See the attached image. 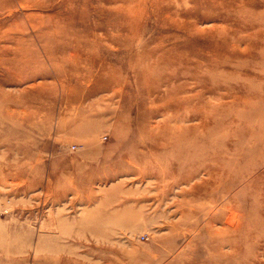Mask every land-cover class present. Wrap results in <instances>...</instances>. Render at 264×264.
Segmentation results:
<instances>
[{
    "label": "rangeland",
    "instance_id": "1",
    "mask_svg": "<svg viewBox=\"0 0 264 264\" xmlns=\"http://www.w3.org/2000/svg\"><path fill=\"white\" fill-rule=\"evenodd\" d=\"M92 1L75 6L74 17L94 22L100 12ZM101 1L103 26L117 28L113 0ZM119 3L134 11L130 21L120 16L131 29L126 43L70 48L65 58L57 49V59L40 46L42 60H13L0 264H264V138L254 127L264 124V0ZM43 10L38 0H0V29L18 21L35 35L29 18ZM182 103L186 123L222 129V143L215 141L223 162L237 151V164L218 180L227 189L205 208L220 211L217 234L206 233L205 219L194 225L196 217L181 215L185 195L195 196L189 187L205 176L202 166L185 171L171 146L178 141L167 135L154 149L145 131L149 121L174 124L177 114L168 116ZM7 131L0 119V166ZM246 146L253 151L243 152ZM192 169L200 172L189 179ZM232 195L237 231L224 228Z\"/></svg>",
    "mask_w": 264,
    "mask_h": 264
},
{
    "label": "bare ground",
    "instance_id": "2",
    "mask_svg": "<svg viewBox=\"0 0 264 264\" xmlns=\"http://www.w3.org/2000/svg\"><path fill=\"white\" fill-rule=\"evenodd\" d=\"M52 1H54V3L51 4L46 0H38V6H42L44 13L35 12L30 15V25L35 30V35L31 34V31L29 30L30 28H28L26 24H22L18 21L9 23V27H7V29H0V119L2 128L8 130L4 139H2V142L5 144L2 151V157L5 160L0 166L1 170L7 171L10 169L7 158L11 154V148L9 144H7V141L12 134L11 130H13L11 124L13 112L11 108L10 91L7 87V83L10 79L12 67L15 65L13 60L23 58L27 54L33 56V60H42L43 55L41 54L42 51L40 46H43L44 49L48 51V57L50 59H57V49L60 57L62 56L65 58L62 51L69 50L70 48L79 50L81 48H89L90 45L94 44L99 46L100 44H103L106 46L109 42L124 44L128 41V38L132 36L127 31L131 29L125 28L123 25L120 26V16L123 17L122 21H130V17L134 14V11L128 12L119 3V0H113L114 7L119 13L115 12L113 14V17L118 23L117 28L112 30L106 29L102 24L106 8L101 0H94L90 2L92 11L94 13L100 12L97 17L94 16V22L90 23L86 22L88 16L81 14L82 16L75 18V14L73 13V8L77 5H86L88 7L89 0ZM56 10L61 12L60 15L68 14L69 17L63 19L58 18L60 15H56ZM11 15L12 14L8 17ZM0 26L4 27L5 25L0 24ZM98 28H100V30L105 29V32H99ZM133 51L134 50H131V53ZM130 68H132V65H130ZM134 68L135 69H132L136 71L137 68ZM38 85H40V83ZM105 86L106 81H103L100 85L95 84L92 89H89V93H94L99 89H103ZM33 99L35 100L36 97ZM76 99L77 98H75V100ZM249 105L250 106L246 105V110L241 113L245 118H247L250 115V111L255 110L256 107V105L252 103ZM187 109L188 107L186 103L180 104L168 116V118H172L175 117V114H177L174 124L167 126L162 121H149L146 124L145 131H147L146 133L150 136L151 145H153L154 149H159L163 140L169 142L166 138L167 135L168 137H173L174 143L178 141V144L171 146L172 150H176L181 156V164H183L185 171L189 170L190 167L195 166L196 164L202 166L201 169L205 176L201 177L202 180L200 179L194 181V183L189 187V190L195 196L186 198L185 195V199L183 200L185 204L184 209H181V215L187 219L196 217L197 219L194 225H198L199 220L205 219L204 226L206 233H212L214 231L215 234H217L218 230L213 229L215 223L221 219L220 211L214 210L212 206H209V209L205 208L207 205H212L210 203L216 200L217 194L219 193L218 191L221 190L220 188L224 189L223 192L227 189L225 186L219 188L218 180L222 174L221 170L223 168L226 166L231 167V165L237 164L236 162L238 161L235 159L237 151L230 154L227 161L223 162L221 160V151L219 147V143H222L219 141L222 129H207L200 126L201 122L186 123V121L190 118V111ZM153 118L154 117L150 115L148 120H153ZM254 127L257 135L264 138V124L257 121L256 126L254 125ZM257 127L258 129H256ZM20 136H24L23 130L19 132L18 137ZM215 139H217L219 143L215 141ZM215 144L217 151H215ZM242 151L250 153L253 150L246 146L242 148ZM199 172L200 169H192L191 172L188 171L185 172V174H187L189 179H191L195 175H198ZM205 187L211 188V190L205 192ZM124 191H129V189L125 188ZM246 193L248 194V190H246ZM239 207L238 201H236V196L232 195L227 204L224 206L225 211L231 213V217L229 216L230 218H227V226H224L225 229L228 227L229 231L238 230L239 225L237 226L234 218L238 215L236 209Z\"/></svg>",
    "mask_w": 264,
    "mask_h": 264
}]
</instances>
